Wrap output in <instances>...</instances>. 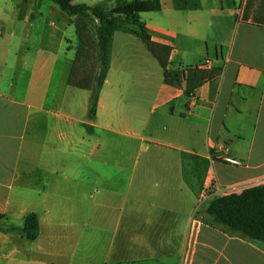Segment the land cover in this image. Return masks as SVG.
Instances as JSON below:
<instances>
[{
	"label": "crops",
	"instance_id": "obj_1",
	"mask_svg": "<svg viewBox=\"0 0 264 264\" xmlns=\"http://www.w3.org/2000/svg\"><path fill=\"white\" fill-rule=\"evenodd\" d=\"M159 1L149 41L115 34L90 118L71 17L0 0V212L40 223L35 241L0 229V264H264V243L208 213L264 184V0Z\"/></svg>",
	"mask_w": 264,
	"mask_h": 264
},
{
	"label": "trees",
	"instance_id": "obj_2",
	"mask_svg": "<svg viewBox=\"0 0 264 264\" xmlns=\"http://www.w3.org/2000/svg\"><path fill=\"white\" fill-rule=\"evenodd\" d=\"M76 0H52L71 17L77 39V60L85 59L91 69L90 118L97 113L98 99L109 75L114 36L130 33L149 41L141 15L159 12V0H108L89 7L75 4ZM113 3L112 7L108 4ZM82 58V59H81ZM208 213L228 232L264 243V184L231 194L211 202ZM6 216L0 212V229L6 233H20L29 241L40 236V223L34 213L28 214L23 227L4 224Z\"/></svg>",
	"mask_w": 264,
	"mask_h": 264
},
{
	"label": "built area",
	"instance_id": "obj_3",
	"mask_svg": "<svg viewBox=\"0 0 264 264\" xmlns=\"http://www.w3.org/2000/svg\"><path fill=\"white\" fill-rule=\"evenodd\" d=\"M211 66H212L211 60L207 59L204 63L199 64V65H197L195 67L182 68L181 74H182V77L186 78L188 72L197 71V70H203V69L211 67ZM178 79H179V76L177 77L176 81ZM190 98H191L190 106L192 107L195 104H197V96H196V93L194 91L190 93ZM225 152H226V146L225 145H221V146L218 147V150H216L214 152V155H216L218 160L221 161L224 164H227V165H230V166H235V167H240V166L243 167L244 166V163L242 162V160L230 157V156L225 155V154L223 156L219 155V154H222V153H225ZM213 186H214V183L213 184L211 183L210 187L208 188V190L206 192L208 193L209 191H212L214 189V187H215V186L214 187ZM215 191H217V188L215 189Z\"/></svg>",
	"mask_w": 264,
	"mask_h": 264
}]
</instances>
